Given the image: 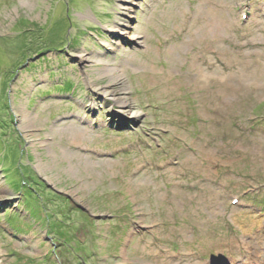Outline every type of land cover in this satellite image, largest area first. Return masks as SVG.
Returning <instances> with one entry per match:
<instances>
[{"label":"rangeland","instance_id":"374dc122","mask_svg":"<svg viewBox=\"0 0 264 264\" xmlns=\"http://www.w3.org/2000/svg\"><path fill=\"white\" fill-rule=\"evenodd\" d=\"M0 251L264 264V0H0Z\"/></svg>","mask_w":264,"mask_h":264},{"label":"bare ground","instance_id":"6f19581e","mask_svg":"<svg viewBox=\"0 0 264 264\" xmlns=\"http://www.w3.org/2000/svg\"><path fill=\"white\" fill-rule=\"evenodd\" d=\"M207 67L209 68L210 65H208ZM237 242H238V241H237ZM256 245H257V248H256L255 252H257V251L261 248V243H257ZM236 247L238 248V245H237V244H236ZM248 253H249V256H247V255H246V256H243V259L246 258V257H247L248 259L251 258V255H252V254H251L250 252H248ZM241 261H242V260H241ZM0 264H3V261H1V251H0Z\"/></svg>","mask_w":264,"mask_h":264},{"label":"trees","instance_id":"16d2710c","mask_svg":"<svg viewBox=\"0 0 264 264\" xmlns=\"http://www.w3.org/2000/svg\"><path fill=\"white\" fill-rule=\"evenodd\" d=\"M42 52H43V51H42ZM40 54H41V53H40ZM66 90H67V89H66ZM6 107H7V108H9V105H8V104H6Z\"/></svg>","mask_w":264,"mask_h":264}]
</instances>
